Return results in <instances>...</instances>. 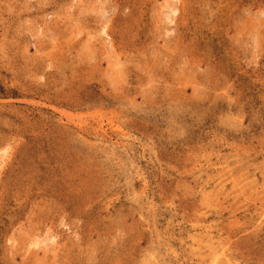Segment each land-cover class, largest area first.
Instances as JSON below:
<instances>
[{
    "label": "rangeland",
    "instance_id": "1",
    "mask_svg": "<svg viewBox=\"0 0 264 264\" xmlns=\"http://www.w3.org/2000/svg\"><path fill=\"white\" fill-rule=\"evenodd\" d=\"M0 264H264V0H0Z\"/></svg>",
    "mask_w": 264,
    "mask_h": 264
}]
</instances>
